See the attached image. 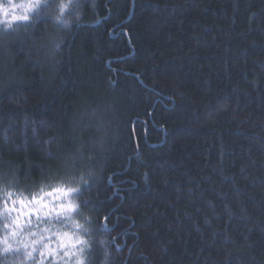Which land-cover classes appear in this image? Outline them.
<instances>
[{
  "label": "trees",
  "instance_id": "trees-1",
  "mask_svg": "<svg viewBox=\"0 0 264 264\" xmlns=\"http://www.w3.org/2000/svg\"><path fill=\"white\" fill-rule=\"evenodd\" d=\"M89 15L46 91L42 66L24 68L21 87L44 98L23 135L8 133L15 150L0 145L20 179L16 196L0 194V264L76 257L61 249L75 227L43 223L35 201L71 186L52 178L49 138L106 94L121 100L119 140L104 178L73 192L83 264L105 253L108 264H214L226 250L232 264L264 261V0H97Z\"/></svg>",
  "mask_w": 264,
  "mask_h": 264
},
{
  "label": "clouds",
  "instance_id": "clouds-1",
  "mask_svg": "<svg viewBox=\"0 0 264 264\" xmlns=\"http://www.w3.org/2000/svg\"><path fill=\"white\" fill-rule=\"evenodd\" d=\"M96 3L97 0H0V145H10L14 151L15 143L8 133L19 127L23 135L33 119L31 107L43 102V92L34 101L21 87L25 83V66H42L46 91L61 71L71 35L90 19ZM120 106L117 95L106 94L81 104L73 112L67 124L49 138L46 159L53 160L49 166L52 178L70 184L75 193L104 178L107 161L119 140ZM227 109L226 103L220 105L214 119L221 118ZM19 189L18 168L4 164L0 156V194L11 198ZM232 255V250H226L214 264H232ZM103 264H108L107 253ZM251 264L257 262L253 260Z\"/></svg>",
  "mask_w": 264,
  "mask_h": 264
},
{
  "label": "rangeland",
  "instance_id": "rangeland-1",
  "mask_svg": "<svg viewBox=\"0 0 264 264\" xmlns=\"http://www.w3.org/2000/svg\"><path fill=\"white\" fill-rule=\"evenodd\" d=\"M62 199H63V203H65V204H68L69 201H71L74 205L77 206L74 193H72L68 197H63ZM60 203H61V200L57 199L56 194H54L53 196L45 197L43 199V203L42 204L43 205H45V204L48 205V208H45L43 205L42 206L39 205V211L38 212L45 219V221H43V223H45V224H47L49 226H58V223H60V224H67V225H69V227H75L74 231L77 233V235H75L74 238L71 237L74 240H71L70 241L71 245H69L67 247L68 248L70 247V249H71V251L73 253L76 252V257L68 264H79L80 260H82V254H81V251L79 250V249H82V244L81 245L79 244V240H80L79 236H81L80 235L81 234L80 231H82V229H80V224L77 222V218H76L77 217V207H76L75 211H65V212H62L60 215H57V211H59V209L57 208V211H51V209L54 206H58ZM36 207H38V206H36ZM16 214H23L24 216H28L29 215V211H27L26 207L22 206V209L20 210V213L17 212ZM14 217H15V219L11 220L13 223H14V221L22 222L21 218H16V216H14ZM11 218H13V216ZM28 219L29 218H25L24 219L25 220L24 223H26L25 225L30 224L29 223L30 220H28ZM36 219H34V220H36ZM14 224H19V223H14ZM15 228H17V227H15ZM40 234H41L40 238H42V240L38 239L37 243H38L39 246H41V244L46 240L47 234H49V232H44V230L42 229ZM51 236H53V235H51ZM35 247H36L35 245L32 246L31 250H33V248L35 249ZM63 248H65V247L64 246L61 247V249H63ZM29 249H27V250H29ZM77 251H79V252H77ZM53 252L54 251L44 252L43 254L41 253V255L45 256V259H48L49 258L48 255L49 254L52 255Z\"/></svg>",
  "mask_w": 264,
  "mask_h": 264
},
{
  "label": "snow or ice",
  "instance_id": "snow-or-ice-1",
  "mask_svg": "<svg viewBox=\"0 0 264 264\" xmlns=\"http://www.w3.org/2000/svg\"><path fill=\"white\" fill-rule=\"evenodd\" d=\"M73 192H75V189H73L71 186H69V187H67V188H63V187H57V188H54L53 189V191L52 192H48V193H46V195H48V196H53L54 194H56V196H57V199H60L61 200V203L58 205V206H54L52 209H51V211H57V208L59 209V211H57V215H60L62 212H65V211H75L76 210V205H74L71 201H69V203L68 204H65V203H63V197H68V196H70ZM22 195V194H21ZM18 200H19V203H21V204H24L25 203V201L23 200V199H20L19 197L17 198ZM5 203H7V201H5ZM35 203H37V204H42L43 203V201H42V198H40V199H37L36 201H35ZM15 204V201L13 202V205ZM45 208H48V205H43ZM6 211L8 212V213H11V212H13V211H16V208L13 206V207H9V208H7L6 209ZM39 211V209H37V212ZM0 214H3V213H0ZM107 217H105V223L107 222ZM14 223H16V221H14ZM19 227V225H17V228ZM19 233H18V231L16 230V229H14L13 231H12V233H11V235L13 236V237H15V236H17ZM65 236H67V234H65ZM4 242V244H5V247L3 248V251L5 252V253H8V252H10V251H13V248H12V246L10 245V244H8L7 243V237L5 238V240L3 241ZM35 243V242H34ZM79 244H86V241H84V240H79ZM63 246L64 247H67V243H64L63 244ZM23 247L24 248H28L29 247V244H27V243H23ZM35 249L33 248V251H34ZM16 251H19V249H16ZM80 251L81 252H83V249H80ZM43 254V253H42ZM31 255H32V253L31 252H28V256H29V258H31ZM79 264H83V260H81L80 262H79Z\"/></svg>",
  "mask_w": 264,
  "mask_h": 264
}]
</instances>
